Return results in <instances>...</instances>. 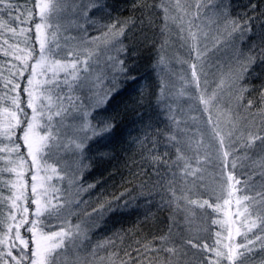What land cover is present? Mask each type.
Returning a JSON list of instances; mask_svg holds the SVG:
<instances>
[{"label":"snow or ice","instance_id":"snow-or-ice-1","mask_svg":"<svg viewBox=\"0 0 264 264\" xmlns=\"http://www.w3.org/2000/svg\"><path fill=\"white\" fill-rule=\"evenodd\" d=\"M34 8L28 27L33 8L0 0V36L19 35L26 45H9L24 54L0 87V106L8 104L0 107V161L8 165L0 175H15L0 181L11 193L0 197L8 207L0 264H264V0H129L127 8L118 0H35ZM172 29L190 57L177 58L187 75L167 70ZM142 48L157 52L155 90L136 75ZM133 85L130 127L118 140L110 102ZM121 158V187L132 188L91 205L81 200L96 187L80 183L84 171ZM138 202L149 209L145 221L153 207L167 212L168 230L149 238L116 229L93 240L109 217ZM222 208L224 218L210 220L220 230L209 244L197 217Z\"/></svg>","mask_w":264,"mask_h":264},{"label":"trees","instance_id":"trees-1","mask_svg":"<svg viewBox=\"0 0 264 264\" xmlns=\"http://www.w3.org/2000/svg\"><path fill=\"white\" fill-rule=\"evenodd\" d=\"M14 3L24 4L29 8H33V19L29 22L28 27H31L36 22L34 8L35 0H13ZM110 2H117V0H110ZM118 3L121 7L127 8L129 0H118ZM130 14V11H124L123 15L127 16ZM15 26V25H13ZM22 27L24 25H21ZM28 36L34 39V32L27 33ZM159 39V36L157 37ZM22 37L19 35L13 37L11 33H6L0 36V69L2 68L3 73L6 75L5 77L8 80L13 79V73L16 72V69L20 66V61L16 59V56L23 55L21 52H14L13 48L9 47V45L16 46L19 45V48L26 47V45L22 42ZM7 41V43H5ZM37 47V46H36ZM7 53V54H6ZM157 58V52L155 48H142L139 50L137 54V59L135 61L136 64V75L146 77L143 81L145 85H147L150 89L155 90V85L157 81L158 72L154 70L153 65ZM32 61H29L31 65ZM16 67H13V66ZM11 69V74L8 76L6 71ZM162 73V72H161ZM161 73H159L161 75ZM28 77V73H24V79ZM20 96H21V107L24 106L23 102L25 100V93L23 92L24 82H20ZM3 86V85H2ZM136 86L133 85L129 88L128 92H126L123 96L117 97L115 101L110 102V108L112 109L111 114L116 115L117 119L121 120L120 129H118V140H123L124 134L126 130L130 127V121L132 119L131 112L129 111L127 116H125V103L131 105L136 97L137 93L132 91ZM28 109H25L27 111ZM21 131L17 129L16 138L18 139L21 136ZM123 147H127V145H123ZM25 149L23 145L21 146L20 151L23 152ZM117 154H119L120 149L117 148ZM169 155H172L170 152ZM15 158V154L13 157ZM122 158L120 160H112L110 163L106 160L101 163H93L90 170H87L82 178V184L84 187H87V184L93 183L96 184V187L87 191L84 196V200L89 201V204H94V202L98 198L107 197L111 199V194H119L124 190V187L132 188L131 184L124 185L121 187L122 180L124 177H128V172L126 169L121 167ZM0 167L7 168L8 165L0 161ZM123 173V176L121 175ZM31 170L25 171L24 178L28 181L29 185L31 184L30 176ZM15 179L14 173H9L4 171L2 175H0V181H11ZM99 181V183H98ZM11 195L9 187L0 183V197L7 198ZM30 188H29V196ZM29 208L31 210L32 205L29 200ZM149 209L147 206H143L138 202L136 209L129 213H125L123 215H112L108 218L107 228L96 235L103 236L109 230L116 229H134L138 228L143 235L151 238L153 235H160L163 232L168 230L169 221H168V213L157 211L154 207L151 209L152 219L145 221V216L148 213ZM8 212L7 208V200L0 201V218H2ZM22 235H28L24 231V228H21ZM31 246V243H30Z\"/></svg>","mask_w":264,"mask_h":264},{"label":"rangeland","instance_id":"rangeland-1","mask_svg":"<svg viewBox=\"0 0 264 264\" xmlns=\"http://www.w3.org/2000/svg\"><path fill=\"white\" fill-rule=\"evenodd\" d=\"M170 36H171V39H170V44L169 46L166 48V52H165V55L166 57L168 58L169 60V64L167 66V70L171 73H179L181 71L184 72L185 75H187L188 73V66L187 64H184L183 66H181V64L178 62V59L179 58L180 60H189L190 57L188 55V52H187V49L186 48H183L180 46V43L176 40L175 38V29H172L171 33H170ZM38 47V45H37ZM25 47L23 46L22 49H24ZM11 69L7 70L6 71V74L9 76L11 74ZM4 71H2V68L0 69V87H2L3 85V81L5 80H8L5 76V74L3 73ZM63 75V74H61ZM161 75H163V72L161 73ZM27 79V78H26ZM21 85V83H20ZM25 86V85H24ZM25 98H26V94H25ZM0 107H3V108H7L8 107V104L7 102H5L2 106ZM29 113H30V109L27 110ZM87 171V170H86ZM86 171H84L83 173V176L84 174L86 173ZM209 171L212 173L213 176H220V169L219 167H212L209 169ZM226 171V170H225ZM235 175L238 179H241L243 181V177L241 176V169L239 167V165L237 166V169L235 171ZM83 178V177H82ZM259 176H256L255 177V180H259ZM55 183V181H53ZM80 183L82 184V180L80 181ZM215 183H218V184H222L223 183V179L221 178L220 180L216 181ZM237 188H239L240 186L237 185L236 186ZM87 193L86 192H83L81 193V196L79 197L81 200H84V196L85 194ZM217 194L220 195V191L218 190L217 191ZM237 196L240 195L239 192L236 193ZM207 198V197H205ZM225 198H227L225 196ZM87 201V200H85ZM229 208H231V210L234 212L235 211V208H236V205H235V200L233 198V202L231 205L227 206ZM8 208V207H7ZM225 209L222 208L221 212L220 213H214L212 212L211 209H208V213H210V216H205L203 219H200L199 218V215L197 217V220H196V223L198 225H200L201 227L205 228L207 231H205L204 233H202V235L204 236L205 239H207L208 243L211 244L212 240L214 239V235H212L216 230H220L219 229V226L218 225H211L210 224V220L211 219H223V211ZM235 218V217H233ZM73 219V223H75V217L72 218ZM55 223V222H54ZM222 231V230H221ZM257 231V229H254L253 232ZM22 234V233H21ZM96 235L97 234H93V240L97 239L96 238ZM226 233L222 231V238L223 237H226ZM250 236L252 235L251 233L249 234ZM239 237L236 238L237 242L239 241ZM31 243V241H30ZM31 247V246H30ZM197 257H199V254H197Z\"/></svg>","mask_w":264,"mask_h":264}]
</instances>
